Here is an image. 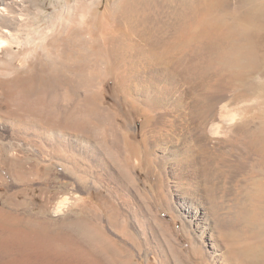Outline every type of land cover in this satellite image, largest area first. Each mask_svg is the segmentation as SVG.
Returning a JSON list of instances; mask_svg holds the SVG:
<instances>
[{"label": "rangeland", "instance_id": "rangeland-1", "mask_svg": "<svg viewBox=\"0 0 264 264\" xmlns=\"http://www.w3.org/2000/svg\"><path fill=\"white\" fill-rule=\"evenodd\" d=\"M129 1L134 11L121 23L135 27V44L120 45L117 59L93 51L91 37L103 42L99 26L124 0L12 7L30 51L0 47V264H34L38 256L55 264L45 234L57 232L62 264L75 263L77 252L76 264H93L100 253L77 231L82 223L113 243L102 258L113 264H264V195L251 197L264 190V55L259 67L244 63L231 73L209 62L214 53L203 42L182 39L204 0ZM225 2V12L264 20V0ZM52 25L66 42L75 28L87 42L75 69L52 73L45 65ZM243 121L257 134L255 150ZM254 203L259 216L249 223L243 213ZM27 231L46 236L28 244L29 262Z\"/></svg>", "mask_w": 264, "mask_h": 264}, {"label": "bare ground", "instance_id": "bare-ground-1", "mask_svg": "<svg viewBox=\"0 0 264 264\" xmlns=\"http://www.w3.org/2000/svg\"><path fill=\"white\" fill-rule=\"evenodd\" d=\"M15 1L16 0H0V47H2L4 49V47L8 45V47H5V50H4L5 53L7 52L6 50H10L12 52L13 46L23 47V49L25 48L26 50L30 47V41L28 39L29 37L27 36L28 33L26 31H24V30H26V28H24V25L19 24V20H21V18H19L20 16L18 17V15L17 16L14 15L15 13L13 14L12 7H13V5L15 6V4H14ZM124 1H125L124 3L122 2L123 5H122V9H120V14H117L118 12L116 9L109 11L108 12V17H110L109 22H106L104 25L99 26L105 35V36H103L104 37L103 42H101L102 40L101 41L99 40L100 38L98 39V38H94L93 36L91 37L92 41L94 42V45L96 46L95 49H93V51L95 50L98 53H104L107 55L109 54L110 57H114V59H117V57L120 55V52L118 51L120 45L122 47V45H125V44L130 45L131 43H134L132 41V39H133L132 38V33H133L132 29L135 27L130 25V24L125 26V24L121 23L124 19H130L131 18L130 17L131 13L134 11L133 3H132V1H129V0H124ZM204 1H203L204 3L202 5V7L200 8V11L196 10V12H195L197 15L200 14V16L198 18L196 17L197 19L194 18V20L187 22L183 26L184 32H183L182 39L189 42V43L198 42V41L203 42V44L207 46V48H208L207 50H209L211 54L214 53V56L211 58V60L209 59V62H212L214 59H218V60H220L221 63H223L224 67H227L230 65L229 70L231 71V73H236L240 69H243L240 66L244 65V63H245V65H247L246 66L247 69L249 67L252 69H253V67H255V68L259 67V61L261 60L260 56H261V54L264 55V20H262L258 17L257 18L259 20H255L254 17L247 16L246 13L240 14L236 11H231V10H230L231 12H225L223 9L225 6H223V4H224V1L227 2V0H204ZM248 1L250 2L251 0H248ZM244 3H247V2H244ZM260 13H264V5L261 6ZM115 18H116V21H115ZM111 20H112V22H110ZM250 26H252L256 29H254V28L251 29ZM122 27L125 29L122 30ZM51 28L56 29V31L54 30L55 33H53L51 35L50 41L47 42L46 46H44L42 48V50H43V55L46 56V60H48L47 64H45V65H47L48 70L52 73H55L56 71L60 73L63 70V66L67 67V69H69V68L73 67V65H74L73 61H79L80 56L78 53V51H79L78 46L82 47L81 44H83L85 46L87 44V42H84V41H82V39H80V35H79L80 33H79V31L75 30L76 29L75 27H74L75 28L74 30H72V29H71L72 31L70 30L72 32V34L70 35V37H68L69 42H66V39L61 36L62 32L64 30L62 27H59L58 25H57V27L52 25ZM66 28H67V30H69L68 27H66ZM220 29H223V31L221 33L219 32ZM19 30H23V32L21 31V33H19L20 32ZM88 31H89V29H88ZM259 31L263 32V39H260ZM181 35H182V33H181ZM138 37L141 38L142 34H139ZM173 41H174V39H173ZM0 50L2 52V49H0ZM28 51H30V50L28 49ZM31 52H32V50H31ZM215 53H216V55H215ZM56 59H61L58 67H56V65H55ZM27 68H26V70H27ZM31 68H33V67H31ZM73 68L75 69V67H73ZM86 69H85V72H86ZM91 69H90L91 70L90 72H92L93 74L97 73V72H95V68H91ZM28 70H31V69H28ZM79 72H81V71H79ZM89 73H87V74H89ZM17 76H19V74ZM28 77H29V75H28ZM33 77H34V75H33ZM20 80H22V82H25L26 80L28 81V79H25V78H22ZM243 81H245V75L243 76ZM254 87H258V85L251 83L250 88H254ZM220 109H221V107H220ZM245 125H246V123H244V121H243L240 124V128L241 129L243 128V130L244 129L246 130V134H247V138H248L247 139V145L249 147H252L251 149H254V148H256V144H257V139H258L257 134L255 132H253L254 130L249 129ZM209 128H211V127L209 126ZM259 135L262 139L263 138L262 132H260ZM164 139H166V137ZM229 142H230V140H229ZM262 194L264 195V190H262L260 188V189H257V191L254 194L252 193L251 197L254 199H257ZM253 207L254 208L243 213V217L245 218V220L247 222L250 221L249 223L255 222V219H257L259 216L258 211L256 209V207H258V206L255 207V203H254ZM2 223H0V224H2ZM94 226L95 225L82 223L78 226L79 228L77 230L80 233V235L86 236L90 240V242L92 243V246L97 249L98 253H100L99 257L95 258L94 260L92 259V263L93 264H113L114 261L107 262L110 259H107V261L102 259V258H105L106 256H110V255H108L109 252H111V251L113 252V249H110V246H112L113 243L108 241L109 238H107L105 235H101V237H100V235L98 234L100 232V230L95 229ZM29 228L30 227H28V229ZM41 230H42V227H41ZM93 230L95 231L96 234L93 233ZM7 231H9V230H7ZM0 232H3V231H0ZM57 234H58V232H57ZM57 234L54 233V234L49 235L48 233H46L45 235L47 237L49 236L48 245H49V247H51L50 252H52V254H56V255H54L55 264H62L61 258H63V249H62L63 246H62V243L60 242V239H59ZM45 235L41 236V232H40V235L35 234V236L33 237L32 231H27L23 234V242H24V244L26 243L25 245H27V247L24 246V249H22L25 251V255H23V256L28 260V262H29V259H31V260L34 259L33 257L35 256L34 254L31 255V252H29V250H31L30 245L33 243V240H36L38 238L37 243L41 244L42 243V237L44 236L43 239H46ZM38 236H40L41 238ZM96 236H98L100 238V240ZM13 239H14L13 237L7 238V241H6L7 243L9 242L8 244L12 248H13V246L16 245V243L10 244V242H12ZM20 240H22V239H20ZM29 243H31V244L28 245ZM20 244L22 245V243H20ZM36 246H37V244H36ZM43 249H45V248H43ZM254 251H255L254 248H250L248 251H246V255L248 256L249 261L251 263H253V262L255 263L253 257H249L250 253H252ZM39 252H40V254H42L41 250H39ZM81 252H83V251H81ZM86 253L90 254L89 252H86ZM110 254H113V253H110ZM78 255H80V252H77L76 257H75V259H76L75 263H72V264H76V262H79V256ZM38 257L37 258L35 257V258L39 262L34 263V264H49L48 262H46L47 256H45V258H43V260H38ZM63 264H65V262Z\"/></svg>", "mask_w": 264, "mask_h": 264}]
</instances>
